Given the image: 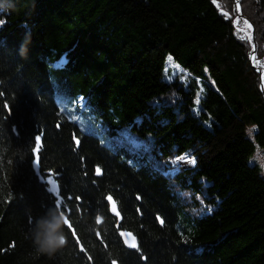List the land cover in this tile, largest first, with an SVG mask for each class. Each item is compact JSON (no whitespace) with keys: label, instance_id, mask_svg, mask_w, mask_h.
<instances>
[{"label":"trees","instance_id":"1","mask_svg":"<svg viewBox=\"0 0 264 264\" xmlns=\"http://www.w3.org/2000/svg\"><path fill=\"white\" fill-rule=\"evenodd\" d=\"M239 5L254 46L232 0H0V264H264L247 164L264 152V0ZM57 201L67 244L37 256L30 222Z\"/></svg>","mask_w":264,"mask_h":264},{"label":"clouds","instance_id":"2","mask_svg":"<svg viewBox=\"0 0 264 264\" xmlns=\"http://www.w3.org/2000/svg\"><path fill=\"white\" fill-rule=\"evenodd\" d=\"M22 48L26 52V47L22 45ZM252 162L258 167L260 175L264 176V158L257 159L253 155ZM30 223L32 226L28 238L37 256L52 258L67 244L64 228L69 224V220L58 204L48 207L44 214L34 220V223L33 221Z\"/></svg>","mask_w":264,"mask_h":264},{"label":"bare ground","instance_id":"3","mask_svg":"<svg viewBox=\"0 0 264 264\" xmlns=\"http://www.w3.org/2000/svg\"><path fill=\"white\" fill-rule=\"evenodd\" d=\"M232 2H233V11H234V14H235V17L237 18V19H239L241 22H243L244 20H248V21H250L251 23H252V21L248 18V17H246V16H243L241 13H240V5H239V0H232ZM252 26H253V23H252ZM250 31V35H251V40L252 41H255V32H254V26H253V34H252V32H251V30H249ZM13 43H15V42H13ZM253 44H255L254 42H253ZM257 67H258V65H257ZM261 92V91H260ZM262 94V93H261ZM263 96V95H262ZM103 113V112H102ZM102 113H100V112H92V114L93 115H91V116H95V115H97V116H99V117H102L100 114H102ZM85 122H83V124H82V129L84 130V132L86 133V134H89V135H91L93 132H94V128L96 127V125H95V121L94 120H91L90 119V117H88V118H86L85 120H84ZM88 121H90V122H88ZM124 125L126 124V123H123ZM130 125H132V124H130ZM114 146H116L117 147V145L116 144H114ZM146 146H148V145H146ZM149 151H150V149H149V147L147 148ZM248 150V149H247ZM246 150V152H248ZM151 152V151H150ZM253 153H254V150L248 155V157H247V164L250 166V167H256V165H255V163L254 162H252V160H251V157H252V155H253ZM256 158L257 159H260V157L262 158V157H264V154L262 153V152H260V150H259V152H257L256 153ZM186 158V157H185ZM179 165H183L182 164V161L181 160H179V163H178ZM192 165H193V163H192V161H191V163H190V166H187L186 168H191L192 167ZM257 168V167H256ZM246 169V167L244 166V167H242V171H244ZM258 175L264 180V176H261L260 175V172L258 173Z\"/></svg>","mask_w":264,"mask_h":264},{"label":"snow or ice","instance_id":"4","mask_svg":"<svg viewBox=\"0 0 264 264\" xmlns=\"http://www.w3.org/2000/svg\"><path fill=\"white\" fill-rule=\"evenodd\" d=\"M3 22H0V24H2ZM243 23L245 24V25H247V28L250 30L251 29V24H249V22L247 21V20H244L243 21ZM249 39H251V37L249 36L248 37ZM120 139L128 146V147H131V148H133V149H139L140 148V144H139V142L136 140V139H134V138H132V137H130V136H128V135H124V134H121L120 135ZM40 141H41V137L40 136H37L36 138H35V143H36V148H37V150L39 149V147H40ZM192 163H195V161L193 160L192 161ZM96 172H97V175H100L101 174V170H100V168L98 167L97 168V170H96ZM49 184H51V181H49ZM50 192L53 190L51 187L48 189ZM108 200H109V202L112 204V210H113V212H116V202L115 201H113L112 200V197L111 196H109L108 197ZM57 204L59 205V201H57ZM118 214V213H117ZM158 219H159V217H158ZM164 223V221L163 220H161V224H163ZM121 236H125L126 237V239H125V244H127V246H129L130 248H133V249H137L138 248V244H137V242H136V239H135V237L134 236H132V234L131 233H124V232H121ZM130 241V242H129ZM112 264H117V261L116 260H113L112 261Z\"/></svg>","mask_w":264,"mask_h":264},{"label":"water","instance_id":"5","mask_svg":"<svg viewBox=\"0 0 264 264\" xmlns=\"http://www.w3.org/2000/svg\"><path fill=\"white\" fill-rule=\"evenodd\" d=\"M248 21V20H247ZM249 22V24H251V26H252V23L250 22V21H248ZM251 32H252V34H253V26L251 27ZM254 42V41H253ZM253 46H254V44H253ZM254 59V49L251 51V53H250V61L251 60H253ZM253 69L258 73V81H259V86H260V91H261V93H262V95H263V98H264V81H263V83L261 82V76H262V70L259 68V67H257V65H255V66H253ZM109 203V206H110V210L112 211V213H114V214H116L117 212H113V210H112V204L110 203V202H108ZM127 234V233H126ZM122 239H123V242H124V244H125V239H126V237L125 236H122ZM130 242V241H129ZM125 246L127 247V248H129V249H133V248H130L129 246H127V244H125Z\"/></svg>","mask_w":264,"mask_h":264},{"label":"rangeland","instance_id":"6","mask_svg":"<svg viewBox=\"0 0 264 264\" xmlns=\"http://www.w3.org/2000/svg\"><path fill=\"white\" fill-rule=\"evenodd\" d=\"M244 26H245L246 29H248L247 25L244 24ZM183 78L185 79V77L182 75L180 77V79L182 80ZM260 79H261V82L263 83V81H264V73L262 74ZM93 95L96 96V93L93 92ZM259 150H260V152H262L264 154V152L262 151V148L260 146H258L257 144H255L253 155H256V153L259 152ZM253 155H252V157H253ZM252 157H251V160H252ZM262 158H264V157H262ZM262 158L260 157V159H262ZM178 159L182 161V164H183L184 167L190 166L191 160H189L188 158H185L184 156H181V157H178L176 160H178ZM179 160H178V163H179Z\"/></svg>","mask_w":264,"mask_h":264}]
</instances>
